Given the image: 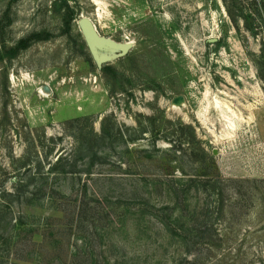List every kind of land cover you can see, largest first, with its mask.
Segmentation results:
<instances>
[{"label": "rangeland", "instance_id": "obj_1", "mask_svg": "<svg viewBox=\"0 0 264 264\" xmlns=\"http://www.w3.org/2000/svg\"><path fill=\"white\" fill-rule=\"evenodd\" d=\"M76 1L80 17L69 38L50 11L52 0H0V20L11 7L12 23L3 29L11 45L34 32L54 35L0 61V197L30 181L40 164L48 169L74 155L78 143L116 128L122 136L106 145L111 156L94 167L89 196L131 198L142 178L123 158L126 148L169 149L164 135L177 141L173 134L182 124L184 138L201 142L220 176L239 181L228 187L229 214L219 226L223 247L201 264H264V0ZM82 16L102 37L132 44L122 58L121 51L109 53L107 75L82 48ZM155 120L157 143L150 134ZM192 154L183 155L187 171ZM60 183L67 193L79 189L71 178ZM166 199L154 196L158 203ZM128 225L129 235L112 229L115 239L130 255H151L138 246L133 218Z\"/></svg>", "mask_w": 264, "mask_h": 264}, {"label": "trees", "instance_id": "obj_2", "mask_svg": "<svg viewBox=\"0 0 264 264\" xmlns=\"http://www.w3.org/2000/svg\"><path fill=\"white\" fill-rule=\"evenodd\" d=\"M50 11L61 20L62 35L70 38L80 17L77 1L52 0ZM10 15L8 7L0 20L1 62L15 60L34 44L54 37L43 30L11 45L3 35L5 24L12 23ZM82 48L89 51L85 41ZM102 71L111 73V65H104ZM153 123L150 134L157 143L159 130L156 120ZM186 129L181 124L174 132L177 141L164 135L172 145L169 149L156 145L152 149L126 148L123 158L130 159L129 168L140 170L136 174L142 178L130 191L131 198L125 195L113 201L111 196H103L104 200L97 201L89 196L88 184L97 177L94 167L109 158L106 145L122 136L116 128L78 143L74 155L60 157L48 169L40 164L30 181L23 179L13 192L0 197V264H201L204 255L206 260L212 259L223 247L219 226L229 214L228 187L239 181L222 178L201 142L194 135L184 138ZM186 151L194 155L191 171L185 167ZM82 161L85 165H80ZM98 176L115 178L112 173ZM69 178L79 181V189L72 193L59 186L62 179ZM159 194L167 199L155 202L154 196ZM15 206L21 209L18 217L14 216ZM132 218L138 246L153 251L151 255H130L126 243L115 239L112 229L122 235L131 233L128 221Z\"/></svg>", "mask_w": 264, "mask_h": 264}, {"label": "water", "instance_id": "obj_3", "mask_svg": "<svg viewBox=\"0 0 264 264\" xmlns=\"http://www.w3.org/2000/svg\"><path fill=\"white\" fill-rule=\"evenodd\" d=\"M78 25L88 49L94 60L97 61L99 67L113 60V58L109 56V53L121 51L120 58H122L127 55L132 48V44H118L110 39L102 37L96 25L89 17L82 16L78 21Z\"/></svg>", "mask_w": 264, "mask_h": 264}]
</instances>
